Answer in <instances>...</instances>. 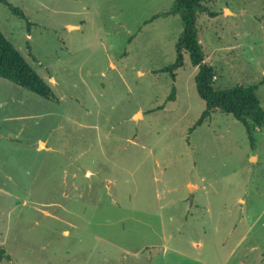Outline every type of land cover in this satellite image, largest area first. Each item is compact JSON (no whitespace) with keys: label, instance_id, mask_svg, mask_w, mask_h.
<instances>
[{"label":"rangeland","instance_id":"rangeland-1","mask_svg":"<svg viewBox=\"0 0 264 264\" xmlns=\"http://www.w3.org/2000/svg\"><path fill=\"white\" fill-rule=\"evenodd\" d=\"M6 1L1 33L55 97L0 78L1 264H264V129L217 111L189 131L205 103L187 53L166 71L174 0ZM202 5L213 87L264 109V0Z\"/></svg>","mask_w":264,"mask_h":264},{"label":"trees","instance_id":"trees-1","mask_svg":"<svg viewBox=\"0 0 264 264\" xmlns=\"http://www.w3.org/2000/svg\"><path fill=\"white\" fill-rule=\"evenodd\" d=\"M209 0H174L173 8L167 14H178L180 16L183 31L176 44L175 63L166 69L175 78L174 70L182 67L183 56L188 54L191 65L198 69L194 78L197 95L205 103V108L194 124L190 128L192 132L196 127L202 125L205 119L209 118L213 112H221L231 115L236 121L241 123L245 132L253 144V133L256 130L264 129V109L260 107V102L255 94L256 86H235L230 89L217 90L213 87L214 70L212 66L204 63V52L198 39L197 18L205 12L203 3ZM14 13L18 9L13 8L6 0H0ZM21 17L23 15L19 11ZM25 19V17H23ZM0 78L7 80L23 89L46 100H53L52 90L38 76L35 70L26 62L21 53L0 31ZM174 90L168 97L171 100ZM3 260H10V256L0 248V264Z\"/></svg>","mask_w":264,"mask_h":264},{"label":"water","instance_id":"water-1","mask_svg":"<svg viewBox=\"0 0 264 264\" xmlns=\"http://www.w3.org/2000/svg\"><path fill=\"white\" fill-rule=\"evenodd\" d=\"M42 144V143H41Z\"/></svg>","mask_w":264,"mask_h":264}]
</instances>
